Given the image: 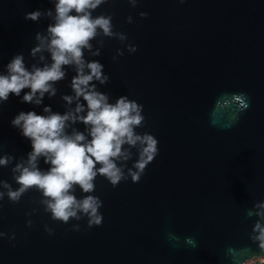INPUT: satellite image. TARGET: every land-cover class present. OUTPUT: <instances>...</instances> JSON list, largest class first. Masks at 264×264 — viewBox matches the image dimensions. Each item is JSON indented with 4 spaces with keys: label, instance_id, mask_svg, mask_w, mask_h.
I'll return each instance as SVG.
<instances>
[{
    "label": "water",
    "instance_id": "1",
    "mask_svg": "<svg viewBox=\"0 0 264 264\" xmlns=\"http://www.w3.org/2000/svg\"><path fill=\"white\" fill-rule=\"evenodd\" d=\"M37 9L54 12V0H0V71L17 53L28 67L51 62L47 50L31 53L40 43L37 33L47 36L53 22L48 15L37 21L24 18ZM98 15H111L113 32L126 39L100 32L91 50H84L85 59L100 61L109 77L104 84L93 83L110 102L127 95L143 105L145 120L135 131L153 134L158 154L138 182L129 177L114 187L98 175L92 193L76 186L77 198L91 194L102 200L99 226L89 228L86 217L53 220L36 188L17 202L5 195L0 231L7 235L0 238V264H244L264 259L250 238L257 217L247 215L264 200V0H137L135 6L129 0H106L94 10ZM129 44L137 50L130 53ZM97 49L99 55H93ZM64 67L56 94L45 93L42 104L24 103L12 94L0 104V156L13 158L0 166V181L13 189L19 187L13 168L26 161L31 144L10 121L20 111L40 113L44 105L61 113L75 107L62 99L74 94L70 82L76 74L74 66ZM240 93L249 107L236 100ZM84 127L72 125L80 131ZM124 147L130 158L118 164L127 174L140 146ZM39 167L48 168L42 158ZM0 191L7 190L0 185ZM76 224L79 230L72 227ZM12 233L15 239L9 241Z\"/></svg>",
    "mask_w": 264,
    "mask_h": 264
},
{
    "label": "clouds",
    "instance_id": "2",
    "mask_svg": "<svg viewBox=\"0 0 264 264\" xmlns=\"http://www.w3.org/2000/svg\"><path fill=\"white\" fill-rule=\"evenodd\" d=\"M106 0H54L53 9L42 13L40 9L24 13L26 20L37 21L42 15L52 17L53 22L47 27V36L37 33L40 42L32 50V55L47 50L51 62L41 67H28L22 53L12 56L0 71V104L6 102L9 95H15L21 102L40 105L45 93L50 97L56 94L55 83L65 78L64 66L75 68L70 87L74 94H63L62 99L75 107L67 111L54 112L50 105H44L42 112L34 109L20 111L10 121L19 134L30 141L31 150L26 161L17 162L13 168L14 179L19 187L13 189L6 181L0 185L6 189L0 191V200L7 195L12 202L20 200L30 188H36L45 197V211L51 214L53 220L68 222L70 218L80 220L87 218V225L99 226L103 214L99 211L102 200L98 196L86 195L77 198L75 188L79 186L82 192L92 193L95 189V178L104 176L114 187L129 177L138 182L146 166L158 154V139L150 132L143 134L135 131L145 120L142 114L143 105L127 95H121L115 102H110L109 96L97 89L93 81L104 84L109 77L104 73V65L98 60H86L84 50H91V41L102 32L105 36L119 35L126 39L123 33H114L111 15L93 16V12ZM135 6L137 0H129ZM184 3V0H180ZM146 16V12L140 13ZM131 17L127 18L131 22ZM129 52H135L137 46L129 44ZM117 52L123 53L117 49ZM99 55V49L93 53ZM44 60V57H40ZM24 91L21 96V92ZM82 98V100H81ZM243 108L249 107L246 94L235 95ZM82 123L83 131L72 128V125ZM72 128L69 132L68 129ZM139 144L138 157L127 174L124 164L130 151L124 145ZM48 165L41 169L39 162ZM12 157L0 156V166H7ZM99 165V166H98ZM248 216L257 217L252 227L251 240L264 251V200L257 201ZM29 226L32 221H27ZM79 230V224L72 226ZM45 230L51 234L53 229L45 225ZM7 234L0 231V238ZM9 241H14L15 233L8 235ZM191 239V238H190ZM241 264V262H240Z\"/></svg>",
    "mask_w": 264,
    "mask_h": 264
},
{
    "label": "built area",
    "instance_id": "3",
    "mask_svg": "<svg viewBox=\"0 0 264 264\" xmlns=\"http://www.w3.org/2000/svg\"><path fill=\"white\" fill-rule=\"evenodd\" d=\"M263 259L260 258V257H255V258H252L250 260H248L247 262H245L244 264H259L260 262H262Z\"/></svg>",
    "mask_w": 264,
    "mask_h": 264
},
{
    "label": "rangeland",
    "instance_id": "4",
    "mask_svg": "<svg viewBox=\"0 0 264 264\" xmlns=\"http://www.w3.org/2000/svg\"><path fill=\"white\" fill-rule=\"evenodd\" d=\"M261 258V257H260ZM263 259V258H262ZM264 260V259H263Z\"/></svg>",
    "mask_w": 264,
    "mask_h": 264
}]
</instances>
